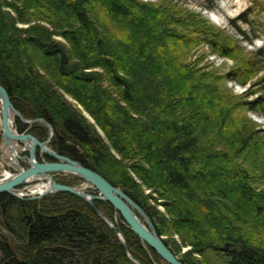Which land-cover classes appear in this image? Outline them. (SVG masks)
<instances>
[{
    "label": "trees",
    "instance_id": "16d2710c",
    "mask_svg": "<svg viewBox=\"0 0 264 264\" xmlns=\"http://www.w3.org/2000/svg\"><path fill=\"white\" fill-rule=\"evenodd\" d=\"M207 1L206 7L214 8V0ZM13 2L32 9L37 19L55 20L49 22L51 29L37 25L20 30L2 10L16 9L15 4L0 0V86L24 118H42L51 125L50 147L120 188L145 211L158 235L172 230L185 233L192 253L212 250L227 264H264V188L259 187L264 185V174L256 181L252 175L257 168L245 164L254 136L232 119L243 103L225 96L221 86L211 81L215 78L211 71H200L185 56L204 46L214 55L235 60L239 45L212 29L201 15L183 10L178 18L169 8L140 0ZM252 12L244 10L231 23L236 29V23L242 22L255 36ZM121 27L127 28L129 39L115 36L113 31ZM56 34L66 42L56 39ZM239 34L252 44L245 30ZM152 44L154 57L146 53ZM94 67L103 69L108 78L89 71ZM258 69L264 70V45L220 75L225 82L258 88L246 99L257 92L258 97L244 103L255 114L264 106V75L256 78ZM48 78L81 103L83 98L92 101L93 108L82 104L115 152L140 163L145 185L164 199L169 219L159 214V221L166 231L154 208L136 192L137 185L121 161ZM104 81L118 89L117 97L103 86ZM76 87L86 98L74 92ZM223 117L218 133L229 137L225 152H215L211 138H204L219 129ZM15 121L18 131L27 130ZM29 130L40 140L49 135L40 124ZM94 204L113 219L109 202ZM119 217L127 251L141 264H153L138 236ZM0 225L7 233L0 234V264H135L91 206L66 191L41 199L0 193ZM164 243L169 246L167 240ZM150 253L154 261H161L153 250Z\"/></svg>",
    "mask_w": 264,
    "mask_h": 264
},
{
    "label": "rangeland",
    "instance_id": "374dc122",
    "mask_svg": "<svg viewBox=\"0 0 264 264\" xmlns=\"http://www.w3.org/2000/svg\"><path fill=\"white\" fill-rule=\"evenodd\" d=\"M3 1H6L7 4H13V5L15 4L16 9H13L12 6H10V7L4 6L2 10L5 13L9 14L14 19L16 28H18L20 30H28L29 28H31L33 26H37V25L45 27V28H49V29L52 28L50 26L49 22H52L55 20L51 19L50 21H48V20L46 21V20H44L43 17L37 19L36 16L31 15L32 12H34L32 9H28V8L25 9V8L21 7L20 3L13 2V0H3ZM140 1L153 3L156 7L162 6L164 8L165 7L169 8L170 14H176L177 13L175 16H178L179 12H181V11L183 12V10H184L185 14L188 12V14L193 13L195 15H201V17L203 19H205V21L207 23H209L208 25L212 26V29H217V32L222 31L221 33L224 36H227V38L231 39L232 41H234L235 43H237L239 45L240 53L238 55H236L235 60L230 59V58L220 57L218 55H214V54L210 53L207 50V48L204 46L195 47L192 51H190L188 53V55L185 54V56L187 58L186 61L187 62L193 61L194 62L193 66H195V68L199 69L200 71H204V72L211 71V74H213V75L210 74V76H215L214 80L211 79V81L215 82L216 84L218 83L221 86V88L225 92L224 93L225 96H228V95L234 96L238 101H241L243 103L242 104L243 107L241 108V110L235 111L234 117H232V119L234 120L235 123L239 122L241 125H243L245 128H247V131L249 132V134H252L254 136V140L252 139V141H251L252 146L249 149H247V151H246L247 162L245 161V164H247L249 167L253 166V167L257 168V174L252 175L255 177V179L257 181L258 179L256 177L259 178L261 175L264 174V106L260 107L259 112L257 114H255V113L249 111L248 109H246V107H244V105H245L244 103L258 97L259 93L257 92L254 95H250L246 99V96L249 94V92H254V91L258 90V88L256 89L255 87H251L250 84L249 85L246 84V85L242 86V85H239L238 83H234V82H225V81L220 79V75L223 73H226L231 68L235 67L236 62L241 61L242 59L248 57L250 51L253 50V48H258V47L264 45V0H214V2H213L214 8H212V9H208L206 7V4H210V1H207V0L206 1H204V0H140ZM248 8H251L253 11L252 15H251L252 16L251 19L253 20L254 25H255L254 26L255 30H256L255 36H253L250 33L251 31L248 33L247 26L245 24H243L242 22L236 23V26H237L236 29H235L234 25H232V23H231L232 20H235L239 14H241L244 10H246ZM23 9H25V10H23ZM21 10H23V11H21ZM17 12H19V14ZM103 15L106 18L109 17V16H107L106 13H103ZM181 17L182 16L180 14L178 16V18H181ZM185 30L186 29H180V31L183 33H186ZM239 30H242V31L245 30L247 32L248 37L252 36V38H253L252 44H249L246 42L247 40L242 39L241 35L239 34ZM126 31H127V33H126ZM128 32L129 31L125 27H121L118 30L113 31L115 36L120 37L122 40H126L127 38L128 39L130 38V36L128 37V35H130V34H128ZM213 33L218 34L215 31ZM55 38L62 41V42H66L65 39H63V37L58 36L57 34L55 35ZM150 46L151 47H148L149 49L146 53L148 55H151L152 57H154L153 54H155V45L152 44ZM89 71L101 74V76H104V78H105V76H107V74H105V71L101 68L94 67V68L90 69ZM262 75H264V70H262V71L259 70L256 74V78H258ZM107 78H108V76H107ZM48 80L50 82L49 84L53 85V87L56 86L55 83H53V81H51L49 78H48ZM255 80L256 79H252L251 82H254ZM112 85L113 84H110L108 81H107V83H105V81L103 83V86L106 89H108L110 94L113 97L114 96L117 97L116 93H117L118 89L113 87ZM249 87H251V88H249ZM55 88L58 89L59 87L58 88L55 87ZM58 90H60L59 92L61 94H63L64 98L67 100L68 103L72 104L75 108H77L81 112L83 117L86 118V120L94 127L96 132L102 137L105 144L108 146L110 152L112 154H114L117 157V159H119L121 161V163L123 164V168L129 174V176L133 179L134 184L137 185L138 190L136 192L139 193L141 196H144L145 201L154 208L155 214H156V220H158V224L161 226L162 221H159L160 220L159 214H161L167 220L169 219L168 213H167L165 207L163 206L164 199L162 197L158 196L159 194L157 192L151 190L150 188H148L145 185V182L142 180V178L143 179L145 178L143 171L141 173V170L138 169V166L140 163L137 161L135 162V161H129L128 159H122L120 157V155L115 152V150L113 149L112 144H111L109 138L107 137V135L103 132L101 127L96 123L95 119L91 116V114L89 113L90 111L85 109L83 104H82V103H85L87 106L93 108L92 101H89V100L87 101L86 99L83 98V102L81 103V101H79L77 97H75L71 94H68L67 92H65L61 88H59ZM74 92L76 94L80 95L81 97H85V94H83L81 92V89L78 87H76ZM105 101L106 100L103 99V102H105ZM120 104L125 105L124 103H122V101L120 102ZM16 119L20 123H23L18 118H16ZM23 119L26 121L34 120V119H26L24 117H23ZM224 119H225V117H223L222 119L220 118L218 125L216 126V127L219 126L218 130L210 131L209 134H207L206 137L204 138V139H206V138L210 139L211 138L210 141H212V144L214 145L213 151H215V152H219V151L223 150V148H224L223 145H225V141H228L226 139L229 137V135H225V138H223V135H219V133H218V131L224 125V122H223ZM15 123H16V121L14 122V128L17 131V133H19V134L29 133V134H32L33 136H35L29 130V128L33 124H40L43 127L45 126V128H47L49 135H47V137L44 138L43 140H40L38 136H37L38 138L36 136L35 137L39 141H46L50 136V130H49L48 126H46L43 123L33 122L30 125L23 123L24 125L27 126V130H25L23 132H20L17 130V128L15 127L16 126ZM0 127H1V125H0ZM0 131H1V133H0L1 134L0 179H2L5 176V174H9L10 176H12V175L18 173L21 169L28 167L27 159L25 158L28 155V152H27L28 150H27V148L24 147L23 144H21L20 142H17L18 144L15 146V148L17 149V158H15V160H13V159L11 160V158L8 155H6L4 153V151H2V145L1 144L3 143V141H2V130H1V128H0ZM206 131H208V130H206ZM212 132L215 133V135H214L215 139H213V136H212L213 133ZM214 140H216V142ZM50 142H51V139L49 140V142H47L46 146L48 148H50L51 150L55 151L54 149H52L50 147ZM225 150H223V151L225 152ZM46 155L49 156L51 159L47 160ZM244 156H245V154H244ZM236 157H238V155ZM35 158L38 162L55 161V159L53 157H51L50 155H48L44 152L43 153L40 152V149L38 147L36 148ZM235 161H236V159H235ZM237 162H240V165L244 167V165L242 164V162L239 159H237ZM133 166L136 167L138 170H134ZM244 168H246V167H244ZM246 170H247V168H246ZM121 176L123 177V174H121ZM124 176H125V174H124ZM53 179L57 183H61L64 185L75 187V188H83V189H85V191L88 194H91V195H97L98 194L96 189L92 185L88 184L86 181H84L83 179H81L77 176H74L71 174H65V173H56V174H53ZM38 182H39V180H35L33 182H30V183H27V184H24V185H21L18 187V189L20 191L22 190V192H23V194H22L23 199H32L33 196H38V195L43 193V191L42 192H40V191L29 192L28 186L34 185ZM259 187L264 188V185L259 186ZM50 194H54V193H49L47 195H50ZM47 195H45V196H47ZM41 198H35V199H41ZM84 202H86V201H84ZM113 210H114V212L112 215V217H113L112 220L109 219L103 211L100 210V212L103 214V216L107 220L110 221V223H112L114 226H116L118 228L122 223L120 220V217H119L121 215L114 208H113ZM161 227L163 228V226H161ZM166 228H163V229L166 231ZM129 229H130V227H129ZM2 233L5 234V236L7 235L6 231L0 225V234H2ZM121 234H122V232H121ZM159 236H161L163 238V240L168 241L169 246H167V247L175 254V256L179 260L185 259V260H187V262L189 264H227L228 260L225 259L224 256H222V255H220V254H218L212 250H207L202 255H199L197 253H192V252H194V251H192L193 250L192 245L188 244L189 242L191 243V241H189L190 239H188L189 237L185 233L179 234L175 230H172L170 234L167 233V231H166L165 233H163L162 235H159ZM123 239H124V237H123ZM8 242L10 243L9 239H8ZM141 245H142V243H141ZM142 247H143V245H142ZM145 252L150 257L153 264H167L161 257H160L161 261H154V259L152 258L153 256L150 253L149 247H148V250H145Z\"/></svg>",
    "mask_w": 264,
    "mask_h": 264
},
{
    "label": "water",
    "instance_id": "95a60500",
    "mask_svg": "<svg viewBox=\"0 0 264 264\" xmlns=\"http://www.w3.org/2000/svg\"><path fill=\"white\" fill-rule=\"evenodd\" d=\"M0 103L2 141L5 143V145L9 146L14 142H20L23 145L25 143V145H27L28 142L30 143L27 145L28 155L25 157L27 159L28 167L21 169L18 173L10 176L9 178L4 180L2 179L3 181H0V193H8L12 196L23 199V196L19 194V186L33 182L35 180H48L50 182L51 188L47 191H43V193L38 196H33L32 199L41 198L49 193L61 191H66L78 196L79 198L86 201L91 206L93 211L115 232L121 241L123 248L125 249V254L127 257L135 264H141L139 260L134 258L127 251L126 243L120 230L110 223V221L103 216V214L94 204L95 200L107 201L116 211L120 213L130 229L139 237V240L141 241L145 250H148L149 247L154 252H156L167 264H184L167 247L163 238L158 235L151 219L145 213V211L120 188L115 187L103 176L87 167H84L78 161L70 159L67 156L60 155L46 146L47 142H49L51 137L54 135V130L50 124H48L42 118L28 121L24 120L21 113L11 103L7 91L2 86H0ZM9 111H12L16 118L27 125H30L33 122H40L48 126L50 130L49 138L46 141H39L32 134H19L14 128L11 131L8 125ZM37 147L40 149V152L50 155L55 159V161L38 162L35 158ZM11 150H13V148ZM56 173H65L77 176L86 181L88 184L92 185L98 194L91 195L88 194L83 188H75L57 183L53 179V174Z\"/></svg>",
    "mask_w": 264,
    "mask_h": 264
},
{
    "label": "bare ground",
    "instance_id": "6f19581e",
    "mask_svg": "<svg viewBox=\"0 0 264 264\" xmlns=\"http://www.w3.org/2000/svg\"><path fill=\"white\" fill-rule=\"evenodd\" d=\"M0 109H1V103H0ZM15 119H16V116L13 115V112L12 111H9V114H8V125H9V128L10 130L12 131L13 128H14V122H15ZM0 122H1V117H0ZM1 125V124H0ZM1 128V127H0ZM15 129V128H14ZM2 130V129H1ZM18 143L14 142L12 145H5V143L3 142L1 145H2V151H4V153L6 155H8L11 160H15V158L17 157V149L15 148V146L17 145ZM26 144V143H25ZM24 144V147L27 148L30 143L28 142L27 145ZM13 148V150H11ZM25 169V168H23ZM10 175L9 174H5V176L2 178L3 180L6 179V178H9ZM0 179V181L2 180ZM2 180V181H3ZM51 188L50 186V182L48 180H39L38 183L34 184V185H31V186H28V189H29V192H37V191H47ZM19 194L22 195L23 192L22 190L19 191Z\"/></svg>",
    "mask_w": 264,
    "mask_h": 264
}]
</instances>
